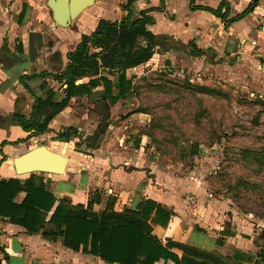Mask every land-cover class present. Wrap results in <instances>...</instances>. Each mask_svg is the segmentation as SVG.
Listing matches in <instances>:
<instances>
[{
	"label": "crops",
	"instance_id": "0c3cea01",
	"mask_svg": "<svg viewBox=\"0 0 264 264\" xmlns=\"http://www.w3.org/2000/svg\"><path fill=\"white\" fill-rule=\"evenodd\" d=\"M130 1L134 18L143 10L153 18L147 28L163 44L148 62L126 70V78L133 86L148 71L175 66L184 56L194 66L204 60L205 53H210L217 67H233L240 76L246 75L248 85L264 97V0H258L252 12L230 25L212 10L228 1L229 19L238 16L252 0H95L67 27L56 24L47 0H0V179L29 177L30 174L16 175L14 157L46 145L70 159L63 175L37 173L45 178L46 188L57 198L86 207L96 197L101 201L94 204L95 212L105 209L109 197L116 199L114 210L119 212L125 207L138 209L142 202L152 200L170 213L166 225L151 221L154 212L149 220L152 233L163 244L168 240L179 243L220 257L227 264H264L262 248L254 246L256 241L250 238L252 225L229 202L213 197L203 178L193 173L178 175L150 160V153L142 150L145 134L139 147L132 144L134 138L130 135L127 141L121 140L119 123L124 122L122 127L127 132L135 122L145 125L147 114L138 112L139 103L129 101L136 95L133 88L125 98L108 104V116L103 114V107L96 104L104 90L100 77L107 75L116 84V70L110 74L109 67H102L98 75L78 80L76 84H89L91 80L98 83L74 96L66 108L57 112L48 132L31 137V132L18 124L17 113L32 116L35 97L48 98L50 89L53 101L65 95L66 82L53 75L65 68L68 54L84 35L96 31L101 20L120 22L126 18L129 11L124 6ZM99 64L103 65L101 58ZM113 91L116 94L115 87ZM88 99L96 123L89 119V110L86 114L83 110ZM101 123L108 124L107 134L112 132L114 136L113 143L106 150L101 148L99 155L98 148L87 146V150L82 146L94 136H106L98 129ZM89 126L92 128L86 131ZM69 128L76 129L79 136L69 142L55 140L59 132ZM24 197L25 193H20L17 202L21 203ZM173 251L182 255L177 248ZM77 262L108 264L66 248L62 238L50 242L41 233L29 235L23 227L0 218V264ZM155 264L174 263L161 260Z\"/></svg>",
	"mask_w": 264,
	"mask_h": 264
},
{
	"label": "trees",
	"instance_id": "16d2710c",
	"mask_svg": "<svg viewBox=\"0 0 264 264\" xmlns=\"http://www.w3.org/2000/svg\"><path fill=\"white\" fill-rule=\"evenodd\" d=\"M257 3L258 0H252L238 16L229 19L228 1H223L221 7L212 12L230 25L252 12ZM131 5L132 1L124 6L129 11L126 18L120 22L101 20L96 31L90 36L84 35L76 49L68 54V64L53 75L67 85L65 95L60 100L53 101L54 93L50 89L48 98L35 97L30 118L17 113L18 124L24 131L31 132V137L48 132L49 123L57 112L66 108L74 96L97 85L96 80H91L89 84L76 82L98 75L102 67H109L110 74L112 70L118 73L116 84L107 75L100 77L104 90L96 104L103 107V114L108 116V104L125 98L135 88L126 78V70L148 62L156 48L163 44L147 28L153 23V18L144 10L134 18ZM92 48L98 51L91 52ZM99 58L103 65L99 64ZM138 112L146 113L141 107ZM78 136L76 129L69 128L59 132L55 140L69 142ZM245 152L253 155L255 160L259 157L254 149H245ZM46 184L45 178L37 173L25 179H0V218L23 227L29 235L41 233L50 242L62 238L66 248L98 257L108 264H155L161 260H170L174 264H227L220 257L195 248L169 240L163 244L152 233L149 220L154 212L151 221L166 225L170 213L152 200L142 202L138 209L125 207L119 212L114 210L116 199L108 198L105 209L95 212L93 206L101 199L93 198L86 207L73 205L67 199L57 198L46 188ZM20 193H25V197L18 203ZM174 248L181 250L182 255H177Z\"/></svg>",
	"mask_w": 264,
	"mask_h": 264
},
{
	"label": "rangeland",
	"instance_id": "374dc122",
	"mask_svg": "<svg viewBox=\"0 0 264 264\" xmlns=\"http://www.w3.org/2000/svg\"><path fill=\"white\" fill-rule=\"evenodd\" d=\"M183 58L175 66L148 71L137 81L136 95L129 101L146 112V124L135 122L126 132L124 122L119 123L121 140L130 135L139 147L145 134L142 150L150 153V160L178 175L203 178L213 197L229 202L252 225L250 238L264 253V104L260 102L264 97L248 85L246 75L240 76L233 67H217L210 53L194 66ZM91 103L88 99L83 110H89L85 114L96 123ZM98 129L106 136H94L82 147H96L102 155L101 148L106 150L114 135L107 134L108 124L101 123ZM245 149L257 151L258 159Z\"/></svg>",
	"mask_w": 264,
	"mask_h": 264
},
{
	"label": "water",
	"instance_id": "95a60500",
	"mask_svg": "<svg viewBox=\"0 0 264 264\" xmlns=\"http://www.w3.org/2000/svg\"><path fill=\"white\" fill-rule=\"evenodd\" d=\"M95 0H47L56 24L67 27L83 10L93 5ZM70 164L64 154L48 148L46 145L34 147L13 159L16 175L48 173L63 175Z\"/></svg>",
	"mask_w": 264,
	"mask_h": 264
}]
</instances>
